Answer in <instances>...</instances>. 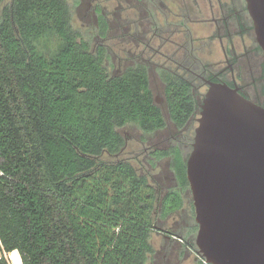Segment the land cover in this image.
Here are the masks:
<instances>
[{
	"label": "trees",
	"instance_id": "1",
	"mask_svg": "<svg viewBox=\"0 0 264 264\" xmlns=\"http://www.w3.org/2000/svg\"><path fill=\"white\" fill-rule=\"evenodd\" d=\"M78 36L66 0H0V264L14 250L22 264H148L155 223L191 191L178 146L152 153L169 159L165 187L103 158L121 151L123 127L167 120L142 70L110 75ZM167 94L180 126L192 91L173 81Z\"/></svg>",
	"mask_w": 264,
	"mask_h": 264
},
{
	"label": "flooded vegetation",
	"instance_id": "2",
	"mask_svg": "<svg viewBox=\"0 0 264 264\" xmlns=\"http://www.w3.org/2000/svg\"><path fill=\"white\" fill-rule=\"evenodd\" d=\"M66 1L78 41L86 42L98 65L110 75H123L130 68L146 75L154 101L167 120L158 131L171 132L166 148L178 146L185 156L190 154L210 81L228 84L264 105V52L247 0ZM77 15L86 32L77 27ZM173 81L186 82L195 99L194 110L180 126L171 120L168 106L167 91ZM153 83L162 85L158 95ZM131 126L140 129L136 124ZM124 136L121 151L109 155L113 159H120L127 145ZM185 197V205L166 221L156 222L154 230L165 238L164 255L174 252L181 256L189 251L197 264L195 208L193 198Z\"/></svg>",
	"mask_w": 264,
	"mask_h": 264
},
{
	"label": "water",
	"instance_id": "3",
	"mask_svg": "<svg viewBox=\"0 0 264 264\" xmlns=\"http://www.w3.org/2000/svg\"><path fill=\"white\" fill-rule=\"evenodd\" d=\"M264 52V0H247ZM187 158L198 258L264 264V105L210 81Z\"/></svg>",
	"mask_w": 264,
	"mask_h": 264
},
{
	"label": "rangeland",
	"instance_id": "4",
	"mask_svg": "<svg viewBox=\"0 0 264 264\" xmlns=\"http://www.w3.org/2000/svg\"><path fill=\"white\" fill-rule=\"evenodd\" d=\"M82 13L83 10H80V14ZM77 17L79 19H77L75 23H77V27H80L83 32L85 31L86 27L82 25L81 16L77 15ZM152 85L155 91V95H158L157 92L159 91V89H162V85H159L158 83H153ZM121 130L127 137V145L118 157L130 161L137 168L139 173L147 174L150 180L152 178L158 177L161 185H163L164 187L168 185V179L165 175V171L169 163V159L166 157L162 158L161 160L155 161L159 165V167L157 168H153L151 162L155 159L154 155H152L154 150L164 149L169 145L170 142L169 140H167V138L169 137L171 132L168 129H164L162 131H157L156 133H144L136 126L131 125L125 126ZM141 135L145 137L144 142H141ZM103 158L110 160L113 159V156L104 155ZM190 192L191 191L187 192V195L191 197ZM164 241V236L159 233L157 229H155L151 234V243L154 245L156 253L155 255L149 256L148 264H196L194 253H191L189 251L181 256L176 255V253L174 252L164 255ZM15 256L19 258L18 255H15L14 252L8 254L11 264H15Z\"/></svg>",
	"mask_w": 264,
	"mask_h": 264
},
{
	"label": "bare ground",
	"instance_id": "5",
	"mask_svg": "<svg viewBox=\"0 0 264 264\" xmlns=\"http://www.w3.org/2000/svg\"><path fill=\"white\" fill-rule=\"evenodd\" d=\"M12 252H14L15 255H18V257H19V254H18V251H17V250H14V251H12ZM10 253H11V252H10ZM19 260H20V259L17 258V256H15V264H22L21 261H19Z\"/></svg>",
	"mask_w": 264,
	"mask_h": 264
},
{
	"label": "built area",
	"instance_id": "6",
	"mask_svg": "<svg viewBox=\"0 0 264 264\" xmlns=\"http://www.w3.org/2000/svg\"><path fill=\"white\" fill-rule=\"evenodd\" d=\"M201 260H203L205 263H208L204 258L200 257Z\"/></svg>",
	"mask_w": 264,
	"mask_h": 264
},
{
	"label": "crops",
	"instance_id": "7",
	"mask_svg": "<svg viewBox=\"0 0 264 264\" xmlns=\"http://www.w3.org/2000/svg\"><path fill=\"white\" fill-rule=\"evenodd\" d=\"M200 258V257H199ZM201 260V259H200Z\"/></svg>",
	"mask_w": 264,
	"mask_h": 264
}]
</instances>
